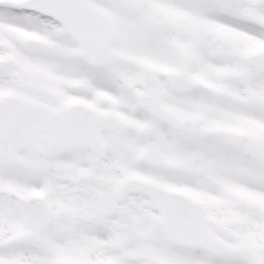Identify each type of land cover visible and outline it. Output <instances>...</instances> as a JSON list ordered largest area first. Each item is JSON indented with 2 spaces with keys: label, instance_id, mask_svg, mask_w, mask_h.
<instances>
[{
  "label": "snow or ice",
  "instance_id": "snow-or-ice-1",
  "mask_svg": "<svg viewBox=\"0 0 264 264\" xmlns=\"http://www.w3.org/2000/svg\"><path fill=\"white\" fill-rule=\"evenodd\" d=\"M0 264H264V0H0Z\"/></svg>",
  "mask_w": 264,
  "mask_h": 264
}]
</instances>
